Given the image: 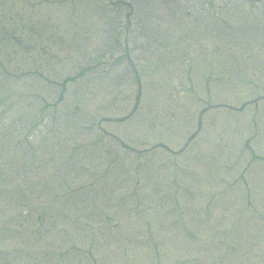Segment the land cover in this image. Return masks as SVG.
<instances>
[{"label": "rangeland", "instance_id": "obj_1", "mask_svg": "<svg viewBox=\"0 0 264 264\" xmlns=\"http://www.w3.org/2000/svg\"><path fill=\"white\" fill-rule=\"evenodd\" d=\"M93 2L0 0V264H264V6ZM107 32L105 50L134 46L133 68L104 66ZM87 62L93 71L69 78ZM65 75L56 99L45 77ZM205 103L224 105L185 145ZM129 113L99 128L130 148L87 127L91 114ZM72 147L80 160L62 163Z\"/></svg>", "mask_w": 264, "mask_h": 264}]
</instances>
